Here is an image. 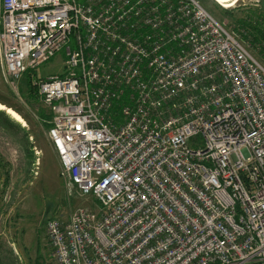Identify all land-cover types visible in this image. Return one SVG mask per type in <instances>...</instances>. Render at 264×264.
Instances as JSON below:
<instances>
[{
	"label": "built area",
	"instance_id": "2783aa9c",
	"mask_svg": "<svg viewBox=\"0 0 264 264\" xmlns=\"http://www.w3.org/2000/svg\"><path fill=\"white\" fill-rule=\"evenodd\" d=\"M69 191L43 264H264V63L199 0H0V55L30 68Z\"/></svg>",
	"mask_w": 264,
	"mask_h": 264
},
{
	"label": "rangeland",
	"instance_id": "374dc122",
	"mask_svg": "<svg viewBox=\"0 0 264 264\" xmlns=\"http://www.w3.org/2000/svg\"><path fill=\"white\" fill-rule=\"evenodd\" d=\"M199 1L231 32L237 26L236 19L247 17L251 9L264 10L260 0H237L229 6L225 4L232 0ZM222 7L232 12L227 13ZM242 30L240 33H244ZM240 33L233 34L246 43ZM252 51L264 63L259 52ZM66 58L67 52L63 49L47 62L30 68L29 72L36 75L35 81L50 75H63ZM6 78L0 55V96L6 97L12 92L20 102L17 104L29 116V122L0 102L3 106L0 109L19 124L6 127L0 123V264H35L50 258L51 247L46 233L48 218L67 217L79 206L91 207L97 203L93 197H81L68 189L59 156L38 115L40 108L52 113L51 109L42 100L33 105L26 103L21 80L19 94H16Z\"/></svg>",
	"mask_w": 264,
	"mask_h": 264
},
{
	"label": "trees",
	"instance_id": "16d2710c",
	"mask_svg": "<svg viewBox=\"0 0 264 264\" xmlns=\"http://www.w3.org/2000/svg\"><path fill=\"white\" fill-rule=\"evenodd\" d=\"M222 9H224L222 7ZM225 11L232 12V10L224 9ZM237 26L234 30L235 32L240 33L242 30L244 33H240L243 41L247 43L248 48L252 51L256 50L259 52L261 57L264 59V10L257 11L251 9V12L247 17L238 18L235 20ZM232 31L234 34L235 32ZM252 45V47H251ZM253 53V51H252ZM254 54V53H253ZM37 78L35 74L29 72V69L23 74L20 85L22 89V95L26 103L33 105L34 103L41 102V97L38 94V88L34 85V79ZM16 97L11 93H8L6 97L0 96V102L14 110H16L25 120L29 122V116L24 113L22 107L17 103H20L15 100ZM38 115L43 121V126L48 130L51 126L50 120L52 113L48 112L44 108L38 110ZM0 123L3 126H16L17 124L13 119L9 118L4 111L0 109ZM25 130V129H23ZM29 135H27L28 138ZM31 153V152H30ZM45 261L38 260L35 264H43Z\"/></svg>",
	"mask_w": 264,
	"mask_h": 264
},
{
	"label": "bare ground",
	"instance_id": "6f19581e",
	"mask_svg": "<svg viewBox=\"0 0 264 264\" xmlns=\"http://www.w3.org/2000/svg\"><path fill=\"white\" fill-rule=\"evenodd\" d=\"M235 1H237V0H232L230 3L225 4V5H226V6L232 5ZM0 107H3V106L0 104ZM10 112H11L16 118H18V119L20 118L19 114L16 113L15 111H13V110L10 109Z\"/></svg>",
	"mask_w": 264,
	"mask_h": 264
},
{
	"label": "crops",
	"instance_id": "0c3cea01",
	"mask_svg": "<svg viewBox=\"0 0 264 264\" xmlns=\"http://www.w3.org/2000/svg\"><path fill=\"white\" fill-rule=\"evenodd\" d=\"M261 2L260 3H263V5H264V0H260Z\"/></svg>",
	"mask_w": 264,
	"mask_h": 264
}]
</instances>
